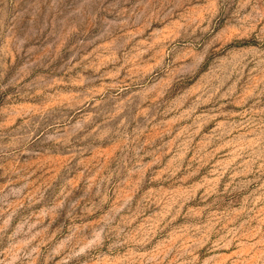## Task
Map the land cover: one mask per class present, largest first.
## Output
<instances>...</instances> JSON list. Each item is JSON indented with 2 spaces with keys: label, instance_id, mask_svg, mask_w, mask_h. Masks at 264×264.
<instances>
[{
  "label": "rangeland",
  "instance_id": "1",
  "mask_svg": "<svg viewBox=\"0 0 264 264\" xmlns=\"http://www.w3.org/2000/svg\"><path fill=\"white\" fill-rule=\"evenodd\" d=\"M0 264H264V0H0Z\"/></svg>",
  "mask_w": 264,
  "mask_h": 264
}]
</instances>
